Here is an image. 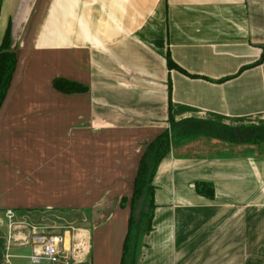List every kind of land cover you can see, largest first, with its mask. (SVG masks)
<instances>
[{"label":"crops","instance_id":"obj_1","mask_svg":"<svg viewBox=\"0 0 264 264\" xmlns=\"http://www.w3.org/2000/svg\"><path fill=\"white\" fill-rule=\"evenodd\" d=\"M9 26L0 212L87 221L88 253L70 264L120 263L131 215L121 202L146 145L170 127V98L176 121L264 124V0H0V44ZM61 77L89 91L60 92ZM263 145L173 141L137 264H264ZM198 181L214 184L213 199ZM30 251L0 227V264H27Z\"/></svg>","mask_w":264,"mask_h":264},{"label":"trees","instance_id":"obj_2","mask_svg":"<svg viewBox=\"0 0 264 264\" xmlns=\"http://www.w3.org/2000/svg\"><path fill=\"white\" fill-rule=\"evenodd\" d=\"M169 67H179L171 56L167 55ZM17 52L12 47L10 26L5 38L0 44V108L11 86V81L16 71ZM54 87L64 93H78L89 91V86L66 78L53 79ZM171 90H169V95ZM172 101L169 106V129L163 131L154 140L146 145V149L140 159L139 169L135 176V183L131 198L123 197V207L130 204V218L128 232L123 243V252L119 264H137L143 248L144 237L152 231L154 209H155V186L153 178L156 175L162 159L171 151L172 142L178 139L204 136L216 138L221 141L241 144L250 143L261 145L264 143V124L244 125L234 127L223 123L199 118H187L176 121L171 113ZM196 190L200 195L210 199L215 197V186L213 183L198 181Z\"/></svg>","mask_w":264,"mask_h":264},{"label":"built area","instance_id":"obj_3","mask_svg":"<svg viewBox=\"0 0 264 264\" xmlns=\"http://www.w3.org/2000/svg\"><path fill=\"white\" fill-rule=\"evenodd\" d=\"M19 214L16 209L0 212V227L6 228L10 247L31 249L26 256L27 264H70L88 253V237L82 229L65 228L63 233L50 232L53 225L40 227L34 222L28 227L25 216Z\"/></svg>","mask_w":264,"mask_h":264},{"label":"rangeland","instance_id":"obj_4","mask_svg":"<svg viewBox=\"0 0 264 264\" xmlns=\"http://www.w3.org/2000/svg\"><path fill=\"white\" fill-rule=\"evenodd\" d=\"M43 87V86H42ZM51 102V100H50ZM41 107V102L37 101V100H33L32 101V108L36 109V108H40ZM211 149L209 151H214L217 152L218 150H222L221 148L219 149V146L217 144H211ZM261 151L264 152V145L263 148H261ZM262 152V153H263ZM33 209L36 207H33L32 205L30 206ZM38 210H45V208L40 207ZM19 216H25L24 218L27 219L28 221V227H30L33 222L38 225V226H43V225H50L53 227L50 228V232L54 231V232H62L64 231L65 228H78L81 227L82 224L85 225V223H87V221H84L83 219L80 220L78 215H74L72 217H66V219L64 220L62 217V215H57V214H52V211H47V212H21L19 211ZM20 219H23L21 218ZM61 217V218H60ZM44 227V226H43ZM6 231V228H3ZM23 230V229H22ZM18 231V230H16ZM47 231V232H49Z\"/></svg>","mask_w":264,"mask_h":264}]
</instances>
